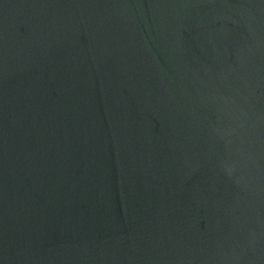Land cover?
I'll return each mask as SVG.
<instances>
[{
  "label": "water",
  "instance_id": "obj_1",
  "mask_svg": "<svg viewBox=\"0 0 264 264\" xmlns=\"http://www.w3.org/2000/svg\"><path fill=\"white\" fill-rule=\"evenodd\" d=\"M0 264H264V0H0Z\"/></svg>",
  "mask_w": 264,
  "mask_h": 264
}]
</instances>
